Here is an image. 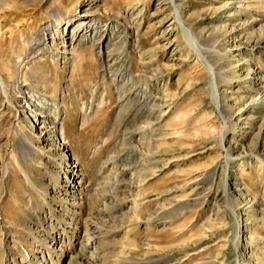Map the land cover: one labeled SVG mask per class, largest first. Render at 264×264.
Listing matches in <instances>:
<instances>
[{
	"label": "rangeland",
	"instance_id": "obj_1",
	"mask_svg": "<svg viewBox=\"0 0 264 264\" xmlns=\"http://www.w3.org/2000/svg\"><path fill=\"white\" fill-rule=\"evenodd\" d=\"M177 2L198 50L171 0H0V71L10 86L21 77L14 103L35 93L60 104L54 124L63 125L66 150L79 164L78 202L65 192L45 195L56 222H64V204L77 206L81 252L102 234L103 264H264V103L251 102L264 93V80L253 83L264 76V0ZM80 18L87 38L72 39ZM200 53L218 75L221 110ZM3 101L0 240L9 235L17 261L36 251L34 263L42 264L44 249L31 242L30 228L53 230L49 204L31 190L14 155H21L16 112L24 102L13 108ZM224 116L237 126L226 138L229 187ZM40 161L28 167L45 190L58 174ZM34 208L49 214L43 222L31 218ZM250 230L239 251L236 242ZM15 235L26 249L14 245ZM55 248L65 264L78 258ZM7 255L0 247V262Z\"/></svg>",
	"mask_w": 264,
	"mask_h": 264
},
{
	"label": "bare ground",
	"instance_id": "obj_2",
	"mask_svg": "<svg viewBox=\"0 0 264 264\" xmlns=\"http://www.w3.org/2000/svg\"><path fill=\"white\" fill-rule=\"evenodd\" d=\"M171 1L173 3V10L175 11V19L178 22V26L182 29L183 32H187L190 34L191 42L194 46V49L198 50L196 38L194 37L192 31L186 25V21L181 16L180 4L177 2V0H171ZM61 19L62 18L59 15L58 22L56 24L57 30L62 26ZM86 22H87L86 18H80L78 20V24H76V28L74 29L75 31L73 30L74 34H72V36H73L72 39H74L75 37L78 38L79 36L81 39L87 38L88 32L85 33V31H86V28H88V27L86 26L87 25ZM248 33L250 34V32H248ZM252 34H254V33H252ZM77 35H78V37H77ZM251 38H253V37L251 36ZM63 41L67 42L65 37L63 38ZM256 44L262 45L263 43L261 44V41H259ZM46 45H47V43H46ZM162 46L166 47L165 45H162ZM61 52H64V51L62 50ZM57 56H59V55L56 54V56H54V58H56ZM198 56L201 58L203 64H205V66L209 69V71H211L214 97L216 99L218 108L221 110L222 101H221V95H220V92L218 89L219 88V86H218V75L215 71L214 66L212 65V63L208 60V58L205 55L200 53V54H198ZM252 73H254V72H252ZM255 73L258 74L260 72H255ZM235 78L238 79L240 77L239 76L238 77H231L228 80L232 81V80H235ZM20 80H21V77H18L14 81V83L10 86L8 84V80H6V78H5V75L0 71V91H1L0 92V98H1V100H4L3 103L7 102L8 107H13V106L15 107V104L17 106L21 102H24V105H22L23 106L22 110L19 111V109H18V111L16 112V114H17L16 120H17V123L19 124L18 126L21 129V134H20L21 137L19 138V141L17 142V147H19L21 157L19 155H16V154H14V155L16 156V160H17V163L19 165V168L22 171V173L24 174L25 179L27 180L29 186L31 187V190L37 191L40 194H42L43 199L49 204V214L51 215V218H52L51 219L52 220L51 226L53 227V230H50L48 227L44 228L45 229L44 235H39L38 233L35 234V232H33L34 229L30 228L32 230V236H33L31 242L34 244L35 243L39 244L38 246L40 248L44 249L40 255L42 264H49V262H51L52 264H65V262H66L65 259L62 258L63 256L58 252L57 248H55L58 245L60 246V244L62 246H65V248H67L69 257L73 256V255L78 257L75 260L74 264H103L100 261V258H101L100 253L101 252L99 251L100 246H101L99 235H102V234L95 235V236L93 235L92 237L90 236L91 238L86 240L87 243H83L84 247L85 246L86 247L84 249H82L83 252H81V250H79L76 247V243H75V240L81 236V235H79L80 234L79 232H81L78 229L79 225L74 227V222L77 221V224L81 222L79 215H78L79 212H77V210H78L77 206H74V208H75L74 209V208L69 207V203L64 204V206L62 207V210H64V212L66 213L63 215L64 222H59V221L56 222V218H54V217H56V212H54L55 210H53V208H52L53 205L50 206V201L48 200L47 196L45 195V193H50V194L52 193V196L57 198L58 195H63V192H65L64 194H66V196L64 198L68 199L69 196H72L73 202L76 204L77 191L75 189V186L73 185V180L78 179V181H81V178L78 176L79 175L78 170L76 168V167H79V164H78L77 160H71V157H70L71 154L68 152V150H66L67 143H66L65 129H64L63 125L61 127H58L57 125L54 124V121H57L58 117H59V113L57 112V109H59L60 104L58 101H55V103H51L49 101V99H47L46 97L43 98L40 96H36L35 93L29 95L31 97V99H28L25 101H22L21 99H16L17 101H16V103H14L11 100V94L13 92V94L15 95L17 92L22 91L21 87H19L20 86V84H19ZM253 80H254L253 83L256 84V86H257L259 81L264 80V76L263 75H261V76L257 75L256 78H254ZM251 89L256 90L257 87H252ZM26 94H27V91H26ZM252 98H254V99H251V102L252 101L253 102L258 101L260 103L261 102L264 103V93L259 95L258 97L255 96ZM13 110H15V109H13ZM12 112H14V111H12ZM224 118L226 120L227 127L222 134L221 142L227 151V159H228L227 160L228 161L227 186L229 187L230 186L229 166H230V161L233 159V157H232V155H230L229 148L226 145V138H227L228 131L229 130L235 131L237 129V126L235 124H230V122L226 116H224ZM263 125H264V123H263ZM263 125L260 128H262ZM48 145H49V147H48ZM6 148L7 147H5V149L3 147H0V155L2 154L3 150L4 151L7 150ZM38 157H40L39 158L40 160H42V158L45 157L50 162H52V164L54 166V171L56 174H58V179H57V177L51 178V188H46L45 190H41L39 188V186L36 184L34 177L32 176V173L30 172L29 167H28L29 162L43 166V164H44L43 161L37 160ZM73 159H75V158H73ZM7 168H8V166H7ZM243 168H244V166L242 167V169ZM11 174H12V171L9 169L6 172V175L4 178H6L8 181L9 179H11ZM251 207L253 209H255V204H252ZM73 209L75 211L72 212ZM69 211H71V213H69ZM233 211H234L235 215H237L236 214V208H234ZM30 214H31V218L34 219L36 221V223L43 222L44 217L46 219V217L49 215L48 213H42V211H40L38 208H37V210H36V208H34V211L30 212ZM1 217L2 216H1V212H0V219H1ZM53 218H54V220H53ZM63 218H61V219H63ZM86 225H87V223H86ZM236 225L238 226V228L244 227L243 219L237 220ZM88 227H90V226H88ZM4 230H6V229H4ZM252 234H253V232H252V230H250L249 232L245 233L246 237H243L242 240L239 239L236 242V248L239 251L241 250V245H244L245 241H247L248 238H250ZM8 236L9 235L6 233L3 236V238L0 240V247L4 248V250L6 252H8V254L10 253V255H7L3 260H1L2 262H0V264H23L22 262H26V264H36V263H34L35 262L34 260L36 258H38L36 253H35L36 251L34 253L32 252L33 254L28 253L29 252L28 251L26 254H24L22 256V262L17 261L16 260L17 258H15L12 255L13 253L10 252L11 246H10V243L8 242L9 241ZM12 237H14L17 240L14 245H17L18 249H19V247L21 248L20 250H22V249L24 250V248L26 249L27 244L25 243L26 244L25 245L21 241V239H18V236L15 235ZM241 243H243V244H241ZM11 255L13 257V258L11 257L12 260L9 258V256H11ZM240 261H241L240 258H238V264H240ZM68 264H71V263L69 262Z\"/></svg>",
	"mask_w": 264,
	"mask_h": 264
}]
</instances>
